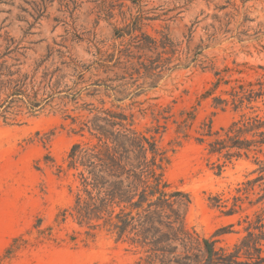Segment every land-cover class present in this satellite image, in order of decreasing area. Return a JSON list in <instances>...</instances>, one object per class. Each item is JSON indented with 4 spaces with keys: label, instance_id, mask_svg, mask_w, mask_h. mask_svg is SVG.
Returning <instances> with one entry per match:
<instances>
[{
    "label": "rangeland",
    "instance_id": "1",
    "mask_svg": "<svg viewBox=\"0 0 264 264\" xmlns=\"http://www.w3.org/2000/svg\"><path fill=\"white\" fill-rule=\"evenodd\" d=\"M1 65L13 74L0 77V102L8 80L24 95L0 112V264L144 257L73 214L81 186L68 154L96 142L85 124L103 111L154 137L166 191L188 196V229L227 251L264 230V143L228 140L234 123L264 122V0H0ZM216 140L227 147L211 152Z\"/></svg>",
    "mask_w": 264,
    "mask_h": 264
},
{
    "label": "trees",
    "instance_id": "2",
    "mask_svg": "<svg viewBox=\"0 0 264 264\" xmlns=\"http://www.w3.org/2000/svg\"><path fill=\"white\" fill-rule=\"evenodd\" d=\"M2 68L1 65L0 77L13 74L4 73L7 68ZM3 83L0 79L1 86ZM6 83L11 91L0 102V112L8 111L24 95L22 85H11L12 80ZM28 104L30 109L38 106L35 100L29 99ZM103 113L104 116H94L90 124H85L96 142L88 146L74 143L68 154V166L78 170L81 186L73 206V214L80 224L102 220V225L113 231L117 240L142 249L145 255L140 257L139 264L142 261L144 264L264 263L262 225L257 227L258 234L248 231L233 251L217 247V239L188 229L184 224L188 196L179 190L166 191L168 185L160 171L165 159L154 137L148 138L127 126L129 117L123 112ZM239 123L232 125L237 126L236 134L228 136L230 148L249 150L252 145L264 143L263 131L258 134L262 137L260 140L238 138L241 133L264 126V122L254 118ZM226 147V140H216L211 144V152H220ZM230 156L226 154L227 158ZM230 227H222L219 232H231Z\"/></svg>",
    "mask_w": 264,
    "mask_h": 264
}]
</instances>
